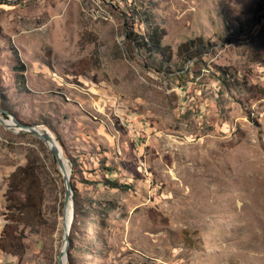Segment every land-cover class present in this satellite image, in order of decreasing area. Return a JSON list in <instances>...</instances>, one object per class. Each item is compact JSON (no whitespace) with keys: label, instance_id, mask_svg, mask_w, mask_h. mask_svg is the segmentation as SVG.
<instances>
[{"label":"rangeland","instance_id":"1","mask_svg":"<svg viewBox=\"0 0 264 264\" xmlns=\"http://www.w3.org/2000/svg\"><path fill=\"white\" fill-rule=\"evenodd\" d=\"M131 2L0 0V117L48 128L63 149L67 264H264V0ZM148 24L171 60L141 52ZM198 37L201 54L178 53ZM1 119L0 237L11 174L32 158L40 180L0 264H60L63 174Z\"/></svg>","mask_w":264,"mask_h":264},{"label":"trees","instance_id":"2","mask_svg":"<svg viewBox=\"0 0 264 264\" xmlns=\"http://www.w3.org/2000/svg\"><path fill=\"white\" fill-rule=\"evenodd\" d=\"M127 2V0H123ZM138 2H131L130 6H127L128 9L133 11H138ZM165 34L164 28H159L158 26H152V24L146 25V33L142 34L137 43L141 48V52L146 54L148 57H153L156 55H161L164 60L172 59V51L169 46L164 44L163 35ZM203 39L201 37L189 39L179 45L178 53L182 56H185L186 59H193L198 54H201L203 51ZM15 55L19 56V52L15 50ZM22 71L26 70V65L24 63L21 64ZM16 82L20 89L25 87L26 78L24 75L16 76ZM23 85V86H22ZM30 134V133H29ZM37 138V137H36ZM42 143V142H41ZM53 157V161L57 162L55 156L51 153ZM40 180L39 176V167L37 166L35 160L32 158H28V162L19 166L10 176L8 191L6 194L7 197V206L8 209V219L10 222L6 224L3 229L2 236L0 237V250L6 251L8 250L10 244L14 243V234L13 225L11 221L15 219V214L18 216L22 214L21 217L23 220L20 224L27 223L33 216V210L37 205V197H36V181ZM39 184V182H37ZM38 189V187H37ZM39 191V189H38ZM40 192V191H39ZM43 194V193H42ZM184 237L186 239V243L193 247L197 246L200 238L194 240L191 238V233L189 231L184 230Z\"/></svg>","mask_w":264,"mask_h":264},{"label":"water","instance_id":"3","mask_svg":"<svg viewBox=\"0 0 264 264\" xmlns=\"http://www.w3.org/2000/svg\"><path fill=\"white\" fill-rule=\"evenodd\" d=\"M2 111L3 110L0 109V112ZM13 120L6 121L4 119H1L3 124H5L8 128L10 129L15 128L18 131L30 133L33 136L42 140L47 145L49 151L55 156L57 163L59 165V168L63 174L64 183H65V204H64L63 219H62V226L64 229V244L59 254V263L62 264L63 262L62 258L64 256H67V253H68V248L70 245V233H71L74 214H75L74 192H73V186H72L71 175H70L71 170L68 171V169L66 168V161L64 159L63 149L60 143L58 142L57 138L52 133V131H50L46 127H41L39 125H34L31 123H25V122L15 121V120L13 121ZM70 203L72 206V217H71V221H68L67 220V209Z\"/></svg>","mask_w":264,"mask_h":264},{"label":"bare ground","instance_id":"4","mask_svg":"<svg viewBox=\"0 0 264 264\" xmlns=\"http://www.w3.org/2000/svg\"><path fill=\"white\" fill-rule=\"evenodd\" d=\"M66 168L68 169V171L70 170V168H68L67 166H66ZM71 217H72V206H71V203L68 205V214H67V220L68 221H71ZM66 259V256H64L63 258H62V264H67V261L65 260Z\"/></svg>","mask_w":264,"mask_h":264}]
</instances>
